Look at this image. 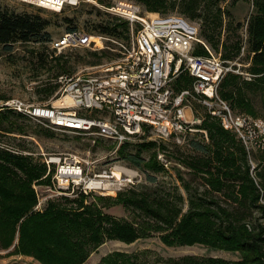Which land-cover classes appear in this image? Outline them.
Instances as JSON below:
<instances>
[{
	"label": "trees",
	"instance_id": "trees-1",
	"mask_svg": "<svg viewBox=\"0 0 264 264\" xmlns=\"http://www.w3.org/2000/svg\"><path fill=\"white\" fill-rule=\"evenodd\" d=\"M219 1L210 0L203 6H199V0H180L179 3L144 0V4L150 9L178 7L189 18H203L205 24L200 35L214 44L218 42L225 13ZM253 2L255 14L247 21L246 43L252 63L250 70L259 76L248 81L228 74L217 88L220 98L232 110L251 114L255 109L249 95L260 91L264 97V0ZM48 25L47 19L39 14L0 8V45L9 53L17 42L47 43L51 40L46 30ZM118 26L100 24L97 31L117 37L121 35ZM72 29L74 27L68 28ZM240 42L237 39L225 44L224 57L236 55ZM103 52L90 49L88 53L93 59L89 63L97 64ZM62 57L49 59L42 52L36 56L38 64L58 71L56 75L65 71L67 60H61ZM189 82L190 77L181 74L175 86L179 89ZM53 89L54 85L49 83L38 92L49 95ZM22 116L25 115L0 106V133L27 135V130L12 120ZM202 124L207 130L209 145L190 141L198 154L182 160L190 170V178H184L177 169L175 179L179 184L166 187L157 179L166 169L155 153L148 157L141 154L154 143L140 145L134 152L126 150L122 143L118 155L142 171L144 182L130 184L111 197L92 195L89 202L81 192L72 197H53L40 208H36L38 195L34 184L48 185L52 172L46 174L45 164L33 157L32 152L22 153L24 145L11 148L9 144H0V249L12 247V254L29 256L40 264H83L108 240L130 244L157 235L167 247L201 245L235 255L233 259L194 254L165 259L155 256L157 264H264V154L257 153L253 157L235 134L223 128L216 118L206 116ZM35 132L47 134L42 128ZM106 201L109 204L106 205ZM114 203L128 211L130 218L104 211ZM149 254L147 250L127 253L113 250L95 264H152Z\"/></svg>",
	"mask_w": 264,
	"mask_h": 264
},
{
	"label": "built area",
	"instance_id": "built-area-1",
	"mask_svg": "<svg viewBox=\"0 0 264 264\" xmlns=\"http://www.w3.org/2000/svg\"><path fill=\"white\" fill-rule=\"evenodd\" d=\"M21 1L55 12L78 3V0ZM109 11L126 19L130 28L128 39H111L119 47V61L104 67L99 74L60 75L59 94L50 105L6 100L1 107L35 113L39 123L40 115L55 117L64 124L77 125V131L120 145L145 134L147 128L163 141L182 142L195 133L207 139L206 130L200 127L201 119L191 108V100L196 99L223 128L235 134L248 153L264 154V120L236 113L220 98L218 83L228 72L235 71L233 63L208 48L198 26L178 14L143 16L136 4L119 3ZM104 38L75 28L51 39L48 46L56 51L103 48ZM202 49L205 52L199 51ZM181 74L189 76L191 83L189 87L176 89L175 81ZM65 96L70 100L68 103L63 100ZM68 104H75V111H68ZM58 106H65V113H58ZM83 110L97 115L82 114ZM162 156L159 154L158 158L165 167L168 161ZM42 162L46 174L52 172L54 188L49 190L56 194L68 195L71 190H78L88 195L96 188L104 193L109 186L100 179L103 176L85 173L76 157L62 159L43 154ZM114 182L113 188L118 189ZM41 205L39 200L36 208Z\"/></svg>",
	"mask_w": 264,
	"mask_h": 264
},
{
	"label": "rangeland",
	"instance_id": "rangeland-1",
	"mask_svg": "<svg viewBox=\"0 0 264 264\" xmlns=\"http://www.w3.org/2000/svg\"><path fill=\"white\" fill-rule=\"evenodd\" d=\"M210 0H199V6L204 5V2H209ZM254 0H220L219 6L221 10H224L222 26L219 29L220 33L218 36V42L215 41L214 44L208 42L204 37L200 35L201 30L204 28V19L200 17L189 18L186 14L180 11V8H154L150 9L144 0H78V3L74 5H66L60 12H55L49 10L48 8H41L33 5L31 3L23 2L21 0H0V8H7L8 10L14 12H29L34 14H39L45 17L49 22L46 30L50 33V39L57 38L62 35L65 31H68L69 27H74V29L83 30L95 37L103 36V48H88L81 47L76 49H65L61 51L52 50L47 43H33V42H17L14 44V48L11 52H6L0 45V106L6 100H18L24 101L31 104H48L58 97L60 83L58 82V77L60 75H73L78 73H91L99 74V71L110 64L119 61L120 53L119 47L111 39H128L129 38V24L123 17L114 14L109 11L112 6L119 3H130L136 4L141 9V14L143 16H153L154 15H166V14H178L186 18L191 23L198 26L199 35L205 41L208 48L215 54L219 55L222 59L229 60L233 63V69L235 71H230L228 74H235L244 80H251L259 76V74H254L251 72L250 67L252 65L249 52L247 51L246 43V26L247 21L250 16L255 14ZM180 0H175V3H179ZM201 7H199L200 10ZM68 19V20H66ZM118 24L119 29H121L120 36H111L103 33H99L97 28L100 24ZM136 23L134 29L137 28ZM115 37V38H114ZM239 40L240 48L236 55L229 57H224L226 51V45L230 44L232 41ZM101 51L104 54L99 58L97 64H91L89 61L92 56L88 51ZM205 51V50H204ZM38 52H42L44 56L51 57L63 56L61 60H67V65L65 71L56 73L55 70H47L42 67V64H38L37 61ZM225 75V76H226ZM53 84L54 89L49 95L45 93L38 92V90L47 84ZM189 84H185L183 87H189ZM180 86V85H178ZM176 87V86H175ZM180 88V87H179ZM177 89V88H176ZM255 113L251 114L246 111L232 110L236 113H241L244 115H250L253 117H258L264 120V97L260 91L252 92L250 95ZM191 108L196 117L201 119L200 127L203 128V120L206 116L209 119H213L207 110L198 103L196 99L191 100ZM82 114L86 115H97V113H89L88 111H81ZM16 124H20L27 130V135H21L18 133H13L9 135H4L0 133V144L8 145L11 148H21L24 145L25 148H21L22 153L27 154L32 152L33 157L38 158L40 161L43 159V154L45 155H57L62 159L76 157L82 163L85 169V173L93 177L94 175H101L104 178L103 182L108 184L107 188L103 190L104 193H100V190L89 192L86 196L87 202L92 199V195H102V196H114L118 191H122L128 188L130 184H138L144 182V174L139 169L129 165L125 160L120 158L118 155L119 148L122 144L117 145L111 140H106L94 135H89L81 131H68L64 129H52L44 125V123H39L27 116H22L19 118H12ZM4 124V123H2ZM5 125V124H4ZM40 128L47 131V134H38L35 131H39ZM206 130V129H205ZM207 133V130H206ZM207 139L203 137L200 133H195L187 136L182 142H174L172 140L163 141L157 137L154 132L150 129L145 134H141L135 137L133 140L126 142V150L136 151L140 145L154 143L150 149H145L141 151V154L148 157L150 153H155L156 159L160 162L158 155H163L162 157L168 161L167 166L164 167L165 172L158 174L157 179L162 181L166 187H171L172 183L179 184L175 179L176 170L181 171V175L184 178H190V170L183 164L182 160L188 158L190 155H197L198 153L191 147L190 141L197 140L201 143L208 144L209 138L208 133ZM7 143V144H5ZM20 145V146H19ZM209 145V144H208ZM258 152L254 151L253 157L256 156ZM255 161V160H254ZM164 166V165H163ZM132 182H130V180ZM116 181V182H114ZM112 182L116 183L113 188ZM49 188H54V184L50 179L48 185L44 184H34V189L37 191L38 201L42 203L47 201V199L67 196L72 197L80 192L78 190L70 191L68 195L56 194L52 192ZM183 192V188L180 187ZM85 202V204L87 203ZM105 204H109L108 201ZM105 212L112 213V215L117 217L130 218L131 214L126 211L121 205L114 203L107 208H104ZM12 247L8 249H0V264H10L12 262H21L24 264H40L33 258L29 256L15 255L11 253ZM113 250H121L127 252L134 251H150L152 258H150V263H155L153 257H161L162 259L169 257H179L187 254L194 255H216L225 258H234V254L223 250H209L201 245L193 246H179V247H167L161 243L157 235L139 239L133 243L127 244L108 240L100 245L94 252L89 255V258L83 264H95L99 261L103 255ZM159 264V263H158Z\"/></svg>",
	"mask_w": 264,
	"mask_h": 264
},
{
	"label": "bare ground",
	"instance_id": "bare-ground-1",
	"mask_svg": "<svg viewBox=\"0 0 264 264\" xmlns=\"http://www.w3.org/2000/svg\"><path fill=\"white\" fill-rule=\"evenodd\" d=\"M154 15V14H152ZM63 100L68 103L70 100L67 96L63 97ZM10 101H18V100H10ZM58 103V102H56ZM12 109L16 112H19L27 118H30L31 120L36 121V114L35 113H28L27 111L24 110H18L15 108H8ZM68 111H75V104H68ZM58 113H65V106H58ZM55 117H48L47 115H40V122L47 124L52 129H64L68 131H77V125L75 124H64V122H61L59 120L54 119Z\"/></svg>",
	"mask_w": 264,
	"mask_h": 264
}]
</instances>
